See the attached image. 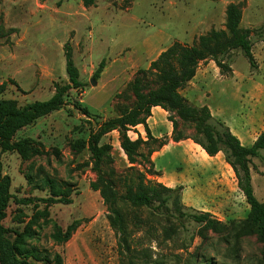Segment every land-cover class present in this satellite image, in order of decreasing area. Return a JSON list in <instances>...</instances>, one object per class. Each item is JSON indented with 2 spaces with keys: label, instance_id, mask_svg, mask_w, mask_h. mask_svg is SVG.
Here are the masks:
<instances>
[{
  "label": "rangeland",
  "instance_id": "1",
  "mask_svg": "<svg viewBox=\"0 0 264 264\" xmlns=\"http://www.w3.org/2000/svg\"><path fill=\"white\" fill-rule=\"evenodd\" d=\"M230 5L242 14L240 28L251 31L257 67L251 68L240 49L229 51L223 60L230 64L239 91L232 99L226 91L222 95L214 82L211 105L222 106L230 116L236 113L237 128L232 132L243 144H250L264 131V0H95L88 7L83 0H0V99L15 100L20 107L49 100L56 83L69 82L67 43L83 83L81 89L69 92L62 110L16 135L15 142L28 141L25 156L0 151L13 196L4 225L21 256L32 264H264V245L244 223L250 207L242 192L233 209L212 213L176 206L180 186L173 188L176 192L168 208L158 203L134 207L120 201L128 234L126 251L111 224L109 206L100 191L91 187L97 181L89 149L91 132L136 107V80L145 94L161 86L159 73L149 67L173 43L192 47L213 31L231 37L227 29ZM103 60L105 69L94 86V73ZM186 91L180 92L189 101ZM172 116L178 132L195 136L193 125ZM128 136L144 142L134 166L121 149L120 132H111L100 142L111 146L101 169L117 194L136 190L140 173L163 185L167 172L194 175L180 156L181 147L172 145L176 153L172 150L165 158L152 159L164 149L161 142L169 144L171 138L150 140L141 126L130 127ZM251 172L255 195L264 203L262 159L252 160ZM47 180L54 181V192L65 203L46 202L51 198ZM193 210L211 214L225 228L220 233L204 229L200 237L201 226L183 216ZM66 233L67 239H54Z\"/></svg>",
  "mask_w": 264,
  "mask_h": 264
},
{
  "label": "trees",
  "instance_id": "2",
  "mask_svg": "<svg viewBox=\"0 0 264 264\" xmlns=\"http://www.w3.org/2000/svg\"><path fill=\"white\" fill-rule=\"evenodd\" d=\"M86 7L95 3V0H83ZM242 14L238 7L230 5L227 11V29L231 37L226 32L213 31L208 36H202L192 47L181 45L175 42L167 50L162 52L157 60L151 62L149 71L159 73L161 86L150 90L146 94L140 80H136L133 93L136 97V107L120 116L101 123L98 129L91 132L89 138V149L94 161V171L97 174V181L91 184L95 191H100L105 205L111 210L110 221L121 235V243L126 251H129L127 244V226L124 215L118 208L119 202L128 203L134 207L150 208L158 203V207L168 208L171 196L176 190L169 188L162 183L145 179L142 173L139 174V185L136 190L129 188L124 195H119L114 190V183L105 178L102 172V161L107 158V150L111 146H101L103 136L118 131L121 134V149L126 155L131 166L137 164L139 157L138 150L144 143L141 138L133 141L128 136L130 127L143 126L148 139L156 140L148 126V119L152 116V109L160 107L169 113L168 121L172 123L173 132L171 140L179 143L186 139H191L200 146L209 157H214L223 153L226 163L232 168L237 187L244 195L250 207L248 218L244 221L251 230L255 231L260 241L264 245V203H261L256 195L252 184V160L262 159L264 153V131L257 137L251 146H245L240 139L232 133L230 128L220 120L215 119L208 106L201 108L193 106L182 96L181 90L185 89L195 78L197 70L204 61H213L220 70L222 76L231 77L233 75L230 64L223 58L233 50L240 49L252 69L257 67L253 55V41L250 30L240 28ZM66 72L69 82L66 84L56 83L55 93L47 101H36L20 107L15 100L0 99V151L1 154L8 152H18L25 156L27 150V140L15 142L16 135L33 125L41 118L47 117L62 110L66 106V97L71 90H79L83 87L80 80V73L73 59L72 47L69 43L65 45ZM105 69L103 60L97 71L94 73V80L100 79ZM84 115L89 116L87 109L80 108ZM176 115L182 122L193 125L195 136L188 137L178 132V123L173 118ZM168 144L167 140L161 142L163 148ZM143 158V157H142ZM112 160V159H111ZM131 170L134 168L131 167ZM12 180L10 176L3 173V163L0 157V264H32L28 257L19 254L16 241L9 238V230L4 225L7 216V209L13 198L11 194ZM47 187L51 190V198L46 200L50 204L65 203L63 199L57 198L55 194L54 181L47 180ZM69 204L70 202H66ZM174 204L180 207L181 194L176 196ZM176 212L180 211L175 209ZM196 224L201 226L198 234L202 236L203 230H211L220 233L225 228L219 220L209 213H201L195 210L192 213L183 214ZM69 233L64 236H54L60 242L67 239Z\"/></svg>",
  "mask_w": 264,
  "mask_h": 264
},
{
  "label": "crops",
  "instance_id": "3",
  "mask_svg": "<svg viewBox=\"0 0 264 264\" xmlns=\"http://www.w3.org/2000/svg\"><path fill=\"white\" fill-rule=\"evenodd\" d=\"M214 82L220 86L222 95L226 91L228 97L232 99L235 98L236 92L239 91L238 83L234 80V77L227 78L222 76L213 61H204L200 64L195 78L186 87V97L195 106H208L215 119L226 123L229 128L231 127V131L235 130L237 128L235 123L236 113L230 116L222 106L213 107L211 105L213 99H215V90L212 88ZM147 123L155 139L171 138L173 132L172 123L167 119V112L160 107L152 109V116ZM141 127L144 128L143 126ZM140 132L142 133L141 130ZM255 141L250 144H242L251 146ZM172 145L182 148L180 156L187 165L191 166L188 168H191L190 173L194 174L188 176L186 171L184 175L174 176L166 171L167 173L164 176L167 180L164 185H167V187L176 188L180 186L183 188L181 190L183 205L210 213L213 210L223 209L224 207L233 209L236 205V196L241 191L237 187L235 174L226 163L222 153L209 157L200 146L191 140H184L179 143H174L171 140L164 149L155 153L152 159L155 161L159 155L161 158H165V155L172 150L176 153L177 150L172 149L174 147ZM191 145H194L198 151L200 150L199 154L196 153L197 150Z\"/></svg>",
  "mask_w": 264,
  "mask_h": 264
},
{
  "label": "water",
  "instance_id": "4",
  "mask_svg": "<svg viewBox=\"0 0 264 264\" xmlns=\"http://www.w3.org/2000/svg\"><path fill=\"white\" fill-rule=\"evenodd\" d=\"M97 84V82H96V80H92V85H96Z\"/></svg>",
  "mask_w": 264,
  "mask_h": 264
}]
</instances>
